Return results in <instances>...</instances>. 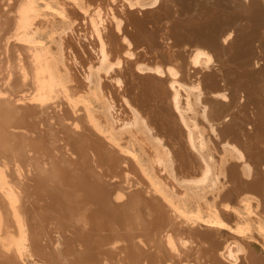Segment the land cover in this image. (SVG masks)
I'll return each mask as SVG.
<instances>
[{
  "label": "bare ground",
  "instance_id": "obj_1",
  "mask_svg": "<svg viewBox=\"0 0 264 264\" xmlns=\"http://www.w3.org/2000/svg\"><path fill=\"white\" fill-rule=\"evenodd\" d=\"M171 1L0 0V264H264V100Z\"/></svg>",
  "mask_w": 264,
  "mask_h": 264
},
{
  "label": "flooded vegetation",
  "instance_id": "obj_2",
  "mask_svg": "<svg viewBox=\"0 0 264 264\" xmlns=\"http://www.w3.org/2000/svg\"><path fill=\"white\" fill-rule=\"evenodd\" d=\"M257 2L258 0H177L181 13L183 12V10H187V9L192 10V8L195 7L196 5L201 6V7L203 6L205 10H209L211 12V16H213V20L207 19L206 22L208 21V23L206 24L204 20L200 21L199 24L197 23L198 26H197V30L195 31V33H198L200 36H203L202 34L205 33L206 38H209L210 41L212 40V42H216V43L220 42L218 39L219 35L216 32L217 28H215V25L217 26L219 21L224 19L222 18L224 14L226 15L229 14L227 16H229L230 18H233L235 25H239L243 18H247L249 20L248 23L241 24L242 26L231 35V39L228 40L227 43H223V47L225 49L231 48L229 55L224 57V59H226L228 63H231L232 61L235 62V70L240 72V69H241V72H243V74L246 76L245 77L241 73L245 77L244 84L246 85L245 86L246 90L244 89L246 93V99H245L246 102L242 101L241 104H245L246 106L248 104L249 106V104L253 103V105L251 106L252 108L258 105L256 102L257 100H264L263 98L264 97L263 95L264 93L263 84L264 83H262L264 82V78H263L264 77V61L260 62L258 65L253 64L254 60L257 59L256 58L257 48L258 49L259 47L261 48V50L259 49L260 54L264 56V30L262 29V26H263L262 20L260 16L257 14L258 13V10H257L258 5L256 4ZM232 8H235V9L233 11H230L232 10ZM188 10L187 12H189ZM211 23L212 24L216 23L213 25L214 28L211 27L212 26L210 25ZM256 39L258 40V43H255ZM175 43L176 42H174V44ZM260 54L258 56H260ZM216 55L217 54L214 55L212 66L214 65V61L215 63L217 62L218 64L219 57ZM228 57H230V59H228ZM237 67L239 68L237 69ZM212 69H214V66L211 67V70ZM248 69L250 70L249 72H248ZM251 70L253 71L251 72ZM258 70H259V74L257 72ZM251 75L253 77H251ZM245 79L246 80L248 79V80L246 81ZM259 81H262V82L260 83ZM256 83L258 86L255 85ZM259 83L262 84V86ZM228 94H229V97L225 103L227 104V108L231 109L235 103V98L238 97V94L236 95V93L232 90V87L229 88ZM213 98L220 100V102L222 100L221 97H213ZM260 114L262 116H259L258 120L260 124H262L261 119L262 121H264V113L261 111ZM261 140H264V137L262 138L261 136Z\"/></svg>",
  "mask_w": 264,
  "mask_h": 264
},
{
  "label": "rangeland",
  "instance_id": "obj_3",
  "mask_svg": "<svg viewBox=\"0 0 264 264\" xmlns=\"http://www.w3.org/2000/svg\"><path fill=\"white\" fill-rule=\"evenodd\" d=\"M172 2V5H173V8L174 7H178V3H177V1H171ZM261 6H264V0H263V2L260 4V6L259 7H261ZM235 8H232V10H230V11H233ZM261 9V8H260ZM193 11H195V10H193ZM259 16H260V18H261V20H262V23H263V26H262V29L264 30V16H263V12H262V10H261V12L259 13H257ZM179 15V14H178ZM193 14L192 13H189L188 14V16L189 17H191ZM227 15L226 14H224L223 16H222V18L223 17H226ZM207 17V18H206ZM198 19H200L201 21H203L204 20V22H205V24L206 23H208V22H206V20L209 18L210 20H212L213 19V16H211L209 13H207V15H205L204 17H197ZM218 18V17H217ZM216 18V19H217ZM196 19V18H195ZM248 19L247 18H243L242 19V21H241V23L239 24V25H232L227 31V33H225V34H223L221 37L219 36V40H224L226 37H227V35L228 34H230V32H232V33H234L236 30H238L242 25L241 24H243V23H248ZM165 41H164V43H165V47H166V49H169V47H168V45H169V42L172 40V38L170 37V38H167V37H164L163 38ZM168 40H170L169 42H168ZM255 43H258V40L256 39L255 40ZM168 44V45H167ZM206 45V44H205ZM218 46H217V49L218 50H221V47H219L220 46V44H217ZM171 46V45H170ZM175 51H178L179 49H190V51L191 50H200L202 53H206L207 55H213L214 53H213V51H212V49H210V48H208V46L206 45L205 47H200V46H198V45H191V44H188V43H185V44H181V45H176V46H174V47H172ZM171 49V48H170ZM173 49H171V51H173ZM259 49L261 50V48L259 47ZM258 49V50H259ZM187 50V51H188ZM168 51V50H167ZM170 51V50H169ZM228 54V53H227ZM181 59L179 58V57H177L176 56V58H175V61L176 62H174V63H177V62H179ZM182 61V60H181ZM260 62H262V59H256V60H254V62H253V64L254 65H258ZM221 64L222 65H226V62L225 61H222L221 62ZM172 66H174V69L175 70H177V72H178V74H181L182 73V71L181 70H179L177 67H176V65L175 64H172L171 65V67ZM150 67H152V66H150ZM165 67V66H164ZM186 67H188V65H186ZM166 68V67H165ZM165 68H164V70H165ZM153 69V68H152ZM184 70V69H183ZM194 69L193 68H191V70L189 71V72H191V73H189V77L191 78V79H195L200 73H194ZM164 72H166V71H164ZM183 75H185V73L183 72ZM175 82L176 83H178V85L180 86V87H189L186 83H183V81H181L180 79H176L175 80ZM204 94H211V95H217V94H221L222 92H206L205 91V89H203L202 88V90H201ZM240 93H242V95L241 94H239V97H238V101H241L243 98H245V91L244 90H240ZM227 97H229V95H227ZM167 101V99H165V102ZM201 105L202 106H208V107H210V102H205L203 99L201 100ZM254 109H255V107L254 108H252L251 110H252V114L253 115H255L254 114ZM221 114H219L218 115V118L217 119H211V118H209L208 120H207V122H208V124H211V126L212 127H216V125H218V124H223L224 123V120H226V119H228L230 116H231V114L230 113H227V112H225L223 115H221ZM237 116V115H236ZM246 126H250V127H253V123L252 122H248L247 124H246ZM261 126H262V124H261ZM247 129V128H246ZM217 130V129H216ZM241 131H244V129L243 128H241ZM246 131V130H245ZM173 140V139H172ZM264 145V144H263ZM237 146V145H236ZM238 149H239V151L243 154V156L246 158V154L247 153H245V151H244V149H242V148H240V147H238ZM263 164V162L260 164V168L261 169H263L264 168V164ZM261 165H262V167H261ZM194 167H195V165H194ZM193 167V168H194ZM251 167H253L254 168V165L252 166V164H251ZM259 168V167H258ZM244 178V177H243ZM248 196H250V200H252V198L253 199H255V200H259V203H261V200H262V196H260V195H257V194H254V193H248L247 194ZM252 196V197H251ZM257 196H259V197H257ZM234 205V204H233ZM229 205V204H227L226 206H227V208L229 209H231V210H235L236 209V205ZM262 205V204H261ZM230 206V207H229ZM232 208H234V209H232ZM256 209H253V211H252V213H255L256 215H258L259 217H261L262 219H264V212H262L263 210H261V211H259V212H256L255 211ZM260 214H262V215H260ZM227 226L228 227H230L229 229L231 230V231H234V230H236V228L232 225V223L231 222H228V224H227Z\"/></svg>",
  "mask_w": 264,
  "mask_h": 264
},
{
  "label": "snow or ice",
  "instance_id": "obj_4",
  "mask_svg": "<svg viewBox=\"0 0 264 264\" xmlns=\"http://www.w3.org/2000/svg\"><path fill=\"white\" fill-rule=\"evenodd\" d=\"M231 39V34H228V36L226 37V39H225V43H227L228 42V40H230ZM125 43H127V41H125Z\"/></svg>",
  "mask_w": 264,
  "mask_h": 264
}]
</instances>
